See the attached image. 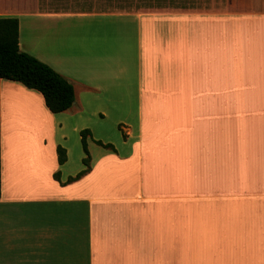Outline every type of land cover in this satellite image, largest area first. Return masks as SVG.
<instances>
[{"label": "crops", "instance_id": "crops-1", "mask_svg": "<svg viewBox=\"0 0 264 264\" xmlns=\"http://www.w3.org/2000/svg\"><path fill=\"white\" fill-rule=\"evenodd\" d=\"M218 1L225 12L0 0L19 51L74 92L54 115L40 94L0 80V264L262 263L247 256L264 242V0ZM112 114L122 141L94 136ZM83 130L114 152L89 156V172L63 185L84 168L80 150L68 168L67 138Z\"/></svg>", "mask_w": 264, "mask_h": 264}, {"label": "trees", "instance_id": "trees-1", "mask_svg": "<svg viewBox=\"0 0 264 264\" xmlns=\"http://www.w3.org/2000/svg\"><path fill=\"white\" fill-rule=\"evenodd\" d=\"M0 80L18 83L27 90L40 94L45 108L51 114H59L68 110L74 102L72 86L59 74L34 57L22 53L18 47V20L16 17H0ZM90 137L88 130L80 132V142L86 157L82 163L84 168L74 177H69L63 185L75 182L89 172V156L87 141ZM96 145L114 152L109 144L95 141ZM57 163L61 166L66 161L65 150L57 146ZM59 180V172L54 174Z\"/></svg>", "mask_w": 264, "mask_h": 264}, {"label": "rangeland", "instance_id": "rangeland-1", "mask_svg": "<svg viewBox=\"0 0 264 264\" xmlns=\"http://www.w3.org/2000/svg\"><path fill=\"white\" fill-rule=\"evenodd\" d=\"M219 2L218 0H109L108 3V7L106 9H115V10H126V11H132V10H136V11H148V10H161L164 8H169V9H186L189 11H194V12H201V13H223L226 11L227 8L222 7V6H216L215 4ZM106 7V6H105ZM259 34V33H257ZM249 40L246 43V48L247 50H249V53L254 52L255 50H251L253 49V45L256 43V41L252 42L250 39H253L254 37L252 36H248ZM261 36L258 35L257 37V42L261 47H264V43L261 40ZM220 44V41H218V45ZM257 44V43H256ZM218 45L216 46L215 44H213V47H218ZM223 48L219 49V50H223ZM215 57V56H214ZM252 62V63H251ZM214 75H213V81H215V79H219L222 78L223 75L218 72L216 66L220 65V61H219V56H218V60L214 62ZM255 66L254 64V60L248 61L247 62V66L244 70V75L246 77V81L249 83V91L248 93H250V91H252L253 87L252 84L253 82L248 78V72L250 74L253 73L251 70L252 68ZM247 93V95H248ZM21 103V102H20ZM264 107V104L260 105V108ZM116 115L112 114L109 115L105 121H104V134H99L97 132V130L95 129V127H93L94 129V136L95 137H101L100 139H103L104 141L108 140L111 142H115V141H122L123 140V136H122V131L123 129L126 128V125L124 124L123 120L122 122H120L119 124H115L117 119H116ZM119 127H121L119 129ZM78 135L79 134H68V145L71 147V152L72 155L70 157L69 160V169H75L76 167H79V158H77V150L81 151V154H83L84 158L86 157V154L83 152L82 149V145L80 140L78 139ZM75 142L74 146L75 148H73V143ZM111 142L105 143V144H111L113 145ZM87 145H88V153L90 157H95L97 156L99 153H101L103 151L102 147H99L98 145H96V143L94 141H92V139L90 138L87 141ZM188 251L192 254V255H201L200 257H205L207 255H213V248L212 247H191V248H187ZM229 249V248H228ZM232 251V248H231ZM260 256V260H261V264H264V242L261 241V245L259 250L256 252L254 251L253 247H250L249 250V255L247 256V259L250 260L252 257L254 259V261L256 260L257 255ZM221 256V260L222 262L225 261L226 258H228V260L233 256V254H228V252L226 251V249L222 252V254H220ZM220 256H218V259L220 258ZM209 257V256H208ZM211 258V257H210ZM211 264H213V259L211 260ZM194 264H210L209 260H197ZM225 264V263H224Z\"/></svg>", "mask_w": 264, "mask_h": 264}, {"label": "bare ground", "instance_id": "bare-ground-1", "mask_svg": "<svg viewBox=\"0 0 264 264\" xmlns=\"http://www.w3.org/2000/svg\"><path fill=\"white\" fill-rule=\"evenodd\" d=\"M19 112H21V111H19Z\"/></svg>", "mask_w": 264, "mask_h": 264}]
</instances>
